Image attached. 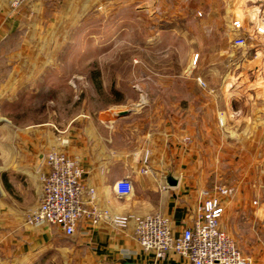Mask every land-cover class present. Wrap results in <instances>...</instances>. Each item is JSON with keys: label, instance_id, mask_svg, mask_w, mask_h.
I'll return each mask as SVG.
<instances>
[{"label": "rangeland", "instance_id": "obj_1", "mask_svg": "<svg viewBox=\"0 0 264 264\" xmlns=\"http://www.w3.org/2000/svg\"><path fill=\"white\" fill-rule=\"evenodd\" d=\"M31 3L0 0V128L128 111L121 123L144 132L145 162L157 134L198 141L202 191L229 190L222 228L264 264V40L235 44L238 0H34L20 19ZM211 100L209 122L182 119ZM196 125L212 137L194 139Z\"/></svg>", "mask_w": 264, "mask_h": 264}, {"label": "crops", "instance_id": "obj_2", "mask_svg": "<svg viewBox=\"0 0 264 264\" xmlns=\"http://www.w3.org/2000/svg\"><path fill=\"white\" fill-rule=\"evenodd\" d=\"M238 5L237 20L243 27L235 38L264 40V0H238ZM33 10L34 0L20 11L19 18H29ZM202 105L205 108L193 113L192 119L183 115L182 119L209 122L207 112L213 111V100ZM118 112L85 114L64 128L46 124L25 134L0 128V264H191L175 251L157 260L155 253L144 250L136 239L134 220L119 228L105 219L95 222L84 217L74 235L57 226L28 222L43 197L45 157L58 150L78 159L84 169V185L95 190V199L87 207L134 216L160 213L170 219L177 236L194 224L204 188L197 173L198 141L186 149L184 136L167 140L157 134L149 139L156 149L145 162L144 132L124 128ZM200 127L196 125L191 132L194 139L212 137L213 131ZM168 175L178 179L176 186L168 185ZM125 177L131 178L133 193L121 197L114 186ZM85 199L89 201L87 194ZM68 241L74 243L72 247L63 245ZM68 251L78 253L79 258L68 259L64 255Z\"/></svg>", "mask_w": 264, "mask_h": 264}, {"label": "built area", "instance_id": "obj_3", "mask_svg": "<svg viewBox=\"0 0 264 264\" xmlns=\"http://www.w3.org/2000/svg\"><path fill=\"white\" fill-rule=\"evenodd\" d=\"M7 1L18 8L27 0ZM233 26L239 30L243 24L235 20ZM235 44L245 46L246 38L239 36ZM45 162L47 171L41 177L43 197L39 207L29 216L30 223L50 224L61 228L67 235H74L84 217H92L95 222L105 219L119 228L127 227L134 220L136 239L144 250L155 253L157 260L175 251L189 259L191 264H256L222 228L225 205L221 197L229 192L225 187H216L214 193L202 191L198 217L193 225L177 236L170 219L160 213L134 216L110 214L108 210L87 207V203L94 201L96 193L84 185V169L80 162L57 150L50 151ZM114 189L121 197L131 195V178L118 180ZM86 194L89 201L85 199Z\"/></svg>", "mask_w": 264, "mask_h": 264}, {"label": "water", "instance_id": "obj_4", "mask_svg": "<svg viewBox=\"0 0 264 264\" xmlns=\"http://www.w3.org/2000/svg\"><path fill=\"white\" fill-rule=\"evenodd\" d=\"M128 114V111L118 112L117 115L122 116ZM167 182L169 186H176L178 183V179L173 175L167 176ZM126 264H133V263H126Z\"/></svg>", "mask_w": 264, "mask_h": 264}]
</instances>
